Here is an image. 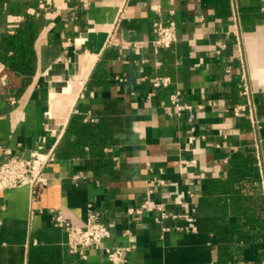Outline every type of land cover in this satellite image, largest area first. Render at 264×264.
I'll list each match as a JSON object with an SVG mask.
<instances>
[{
  "label": "crops",
  "instance_id": "1",
  "mask_svg": "<svg viewBox=\"0 0 264 264\" xmlns=\"http://www.w3.org/2000/svg\"><path fill=\"white\" fill-rule=\"evenodd\" d=\"M121 2L0 0V38L40 24L32 74L0 61V163L56 151L47 184L0 191V264H111L102 247L84 261L69 252L58 209L80 226L99 212L103 245L130 246L127 264H264L255 135L248 113L234 115L245 99L232 0H131L114 34L129 47L108 45ZM236 4L264 161V0ZM155 21L175 23L171 48L154 46ZM156 78L171 84L149 98ZM175 91L190 110L172 105ZM247 158L256 192L234 172ZM147 200L170 218L128 213ZM188 212L195 232L177 230Z\"/></svg>",
  "mask_w": 264,
  "mask_h": 264
},
{
  "label": "built area",
  "instance_id": "2",
  "mask_svg": "<svg viewBox=\"0 0 264 264\" xmlns=\"http://www.w3.org/2000/svg\"><path fill=\"white\" fill-rule=\"evenodd\" d=\"M130 1L131 0H122L113 24L114 29L108 38V45L129 47V43L117 42L114 34L120 22L125 17V13ZM232 2L234 6L233 35L237 42V49L243 71L241 75L239 93L240 96L245 99V102L237 105L234 108V115L237 117L242 116L244 113H248L249 115L252 131L255 135L253 146L255 149L256 165L260 175L261 191L264 197V161L262 158L261 140L259 137L260 124L256 116L254 103L252 100L253 90L246 68L247 61L244 47L245 37L241 30L238 6L236 4V0H232ZM151 9L158 11L160 8L158 5H152ZM152 30L156 36L153 43L158 49H169L178 40L177 29L174 22L164 24L161 21H155L153 23ZM125 80L126 79H120V81ZM170 84L171 81L169 78H156L153 81V90L149 93L148 97H153L156 90L159 88H167ZM170 101L178 112L191 109V106L181 103V93L179 91H175L170 95ZM55 159L56 151L54 149L45 151L42 145H39L37 149L31 152L27 157L20 154L11 156L6 161L0 163V191L28 186L32 193H34V190L38 185L47 184L48 179L45 175V170ZM179 204L186 206V204L182 201H179ZM150 209H155L160 212V220H167L170 218V215L165 211L164 204H156L151 208L149 200L145 201L140 207L128 209V213L130 215H138L143 214L145 211ZM192 211H195V208H192ZM51 213L53 216L54 226L64 230L67 235L66 246L71 254L79 255L84 261L88 257V250L91 248L102 247L111 264H127L129 253L132 250L130 246L105 247L103 245V242L110 237L111 231L109 227L101 220L99 212H90L83 226L74 225L66 220L59 209L52 210ZM178 217H182L186 221V225L183 228L176 227L177 230H184L188 232L196 231V220L190 212L184 213ZM165 230L169 231L170 228H165Z\"/></svg>",
  "mask_w": 264,
  "mask_h": 264
},
{
  "label": "trees",
  "instance_id": "3",
  "mask_svg": "<svg viewBox=\"0 0 264 264\" xmlns=\"http://www.w3.org/2000/svg\"><path fill=\"white\" fill-rule=\"evenodd\" d=\"M39 31L40 24L27 19L14 34H3L0 38V61L14 71L24 75L32 74L35 64L34 44ZM234 172L242 179V185L248 183L249 188H246L256 192L253 187L256 167L252 158L234 160Z\"/></svg>",
  "mask_w": 264,
  "mask_h": 264
}]
</instances>
